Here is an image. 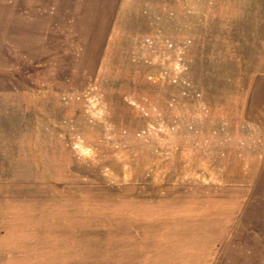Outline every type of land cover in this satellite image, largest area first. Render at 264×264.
Wrapping results in <instances>:
<instances>
[{"label": "rangeland", "instance_id": "1", "mask_svg": "<svg viewBox=\"0 0 264 264\" xmlns=\"http://www.w3.org/2000/svg\"><path fill=\"white\" fill-rule=\"evenodd\" d=\"M162 193L228 195L264 264V0H0V264Z\"/></svg>", "mask_w": 264, "mask_h": 264}, {"label": "crops", "instance_id": "2", "mask_svg": "<svg viewBox=\"0 0 264 264\" xmlns=\"http://www.w3.org/2000/svg\"><path fill=\"white\" fill-rule=\"evenodd\" d=\"M147 197L154 198H140L134 208L124 198L116 207L81 203L75 209L51 210L44 228L58 232L54 239L31 244L44 251L28 253L35 260L29 264H238L236 251H227L240 240L233 236L237 210L228 209V195Z\"/></svg>", "mask_w": 264, "mask_h": 264}]
</instances>
